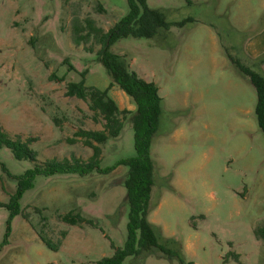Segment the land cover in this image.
Returning a JSON list of instances; mask_svg holds the SVG:
<instances>
[{
    "label": "rangeland",
    "instance_id": "1",
    "mask_svg": "<svg viewBox=\"0 0 264 264\" xmlns=\"http://www.w3.org/2000/svg\"><path fill=\"white\" fill-rule=\"evenodd\" d=\"M148 3L169 21L193 18L165 31L161 43L121 38L111 46L114 53L127 54L163 97L152 146L157 177L149 219L177 256L155 249L130 256L125 264H264V233L256 231L264 227V133L255 111L257 93L222 46H233L249 61L246 41L264 22L261 0ZM99 5L105 11L99 12ZM127 11V0H0V125L13 136L35 137L30 147L40 161L88 159L92 148L74 133L102 128L87 102L66 94L67 83L80 80L85 70L87 85L106 89L111 82L97 54L74 41L73 18L92 16L109 30ZM109 95L121 108H136L118 85ZM72 137L74 144L68 142ZM135 154L134 132L126 123L121 136L103 147L102 166ZM31 167L32 161L0 149V264H91L124 245L127 167L84 177L37 176L21 200L22 212L12 217L6 204L15 177ZM75 210L98 226L71 225L59 217ZM49 230L55 239L67 230L59 250L41 239L39 231Z\"/></svg>",
    "mask_w": 264,
    "mask_h": 264
},
{
    "label": "trees",
    "instance_id": "2",
    "mask_svg": "<svg viewBox=\"0 0 264 264\" xmlns=\"http://www.w3.org/2000/svg\"><path fill=\"white\" fill-rule=\"evenodd\" d=\"M127 2V13L109 30L98 25L92 16L84 18L75 16L72 21L74 41L78 45L84 44L87 51L95 52L111 77V82L106 89L87 85L88 70L81 73L80 80H70L67 83L66 94L87 102L92 111L93 120L102 123L101 129L81 127L74 133L75 137L82 139L86 146L92 148L93 153L88 159L72 155L62 159L52 158L40 161L37 153L30 147L35 137L24 139L19 134L13 136L0 125V149L8 148L14 158L19 161L33 162V167L15 177L16 189L6 204L12 211V217L22 212L21 200L25 193L34 187L37 176L77 174L84 177L94 172L109 174L121 165L128 168L122 182L127 190L125 200L129 207L125 243L115 248L111 257H104L91 264H125L128 257H138L155 249H159L163 255L170 258L177 256V252L162 244L159 227L149 219L150 213L155 208L153 190L157 177V164L152 157V146L159 128L163 97L155 82L147 81L137 73L128 60L127 54H116L111 50V46L121 38H145L149 39V43L153 45L161 43L162 40H159L165 31L174 27H183L193 18L169 21L162 9L150 6L148 0H127ZM98 10L105 11V7L99 5ZM96 46H100L97 51L94 50ZM222 46L230 61L250 80L256 90L255 111L258 124L264 133V70L262 69L264 56L253 58L247 55L249 61L245 62L237 52L232 51L233 46L230 48L225 42ZM115 85L129 95L136 105L134 110L121 108L109 95V90ZM54 122L56 125L61 124V120L56 117ZM126 123L131 125L134 132L135 156L119 159L112 165L102 166L103 147L112 139L121 136ZM75 137L68 138V142L74 144L77 141ZM36 212L41 210L37 208ZM22 216L28 218V214ZM59 217L71 225L98 226L94 220L86 218L76 210ZM32 225L36 228L34 224ZM261 230L264 233V227H259L256 231L260 233ZM49 232L50 230L39 231V235L48 247L59 250L63 239L68 234L67 230H61L60 237L57 239Z\"/></svg>",
    "mask_w": 264,
    "mask_h": 264
},
{
    "label": "crops",
    "instance_id": "3",
    "mask_svg": "<svg viewBox=\"0 0 264 264\" xmlns=\"http://www.w3.org/2000/svg\"><path fill=\"white\" fill-rule=\"evenodd\" d=\"M261 6L264 10V0H261ZM251 34L253 35L248 37L245 45L247 55L253 58L264 56V22L259 29ZM262 69L264 70V64L262 65Z\"/></svg>",
    "mask_w": 264,
    "mask_h": 264
}]
</instances>
